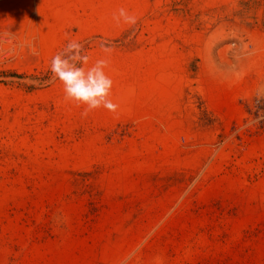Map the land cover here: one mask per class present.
<instances>
[{
  "label": "rangeland",
  "instance_id": "374dc122",
  "mask_svg": "<svg viewBox=\"0 0 264 264\" xmlns=\"http://www.w3.org/2000/svg\"><path fill=\"white\" fill-rule=\"evenodd\" d=\"M0 264H264V0H0Z\"/></svg>",
  "mask_w": 264,
  "mask_h": 264
},
{
  "label": "clouds",
  "instance_id": "9594fccd",
  "mask_svg": "<svg viewBox=\"0 0 264 264\" xmlns=\"http://www.w3.org/2000/svg\"><path fill=\"white\" fill-rule=\"evenodd\" d=\"M113 18L118 22L123 18L125 22L135 23V18L123 8ZM88 62L84 45L79 41L69 40L66 47L51 58L52 78L62 83L66 101L84 107L82 115L87 116L91 111L102 107L115 112L118 105L109 98L113 80L105 72L109 61L98 59L91 67L85 68Z\"/></svg>",
  "mask_w": 264,
  "mask_h": 264
}]
</instances>
